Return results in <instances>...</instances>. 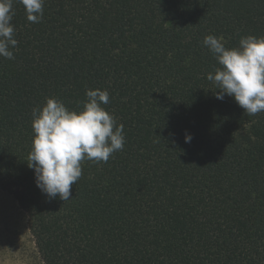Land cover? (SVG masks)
<instances>
[{"label": "trees", "instance_id": "obj_1", "mask_svg": "<svg viewBox=\"0 0 264 264\" xmlns=\"http://www.w3.org/2000/svg\"><path fill=\"white\" fill-rule=\"evenodd\" d=\"M18 41L0 57V189L26 214L43 264H264V112L216 98L207 35L264 37V0H13ZM125 144L84 160L72 198L28 167L33 109L79 111L86 90ZM191 135V142H185Z\"/></svg>", "mask_w": 264, "mask_h": 264}, {"label": "clouds", "instance_id": "obj_2", "mask_svg": "<svg viewBox=\"0 0 264 264\" xmlns=\"http://www.w3.org/2000/svg\"><path fill=\"white\" fill-rule=\"evenodd\" d=\"M26 18L38 23L43 16L44 0H19ZM13 0H0V57L13 59L18 41L14 38ZM203 45L213 54L219 67L207 74L213 82L216 98L225 95L248 115L264 112V37H243L238 47L227 48L223 38L207 35ZM87 100L79 111H70L54 98L33 109L32 148L28 167L33 169L35 183L50 198H72L71 189L82 175L81 162H107L113 153L123 149V125H117L103 105L108 104L106 90L89 89ZM186 143L191 135H185Z\"/></svg>", "mask_w": 264, "mask_h": 264}, {"label": "rangeland", "instance_id": "obj_3", "mask_svg": "<svg viewBox=\"0 0 264 264\" xmlns=\"http://www.w3.org/2000/svg\"><path fill=\"white\" fill-rule=\"evenodd\" d=\"M0 264H43L27 229L26 214L1 189Z\"/></svg>", "mask_w": 264, "mask_h": 264}]
</instances>
